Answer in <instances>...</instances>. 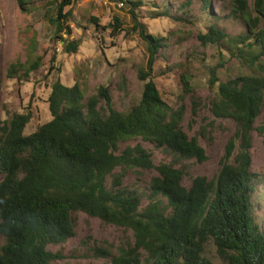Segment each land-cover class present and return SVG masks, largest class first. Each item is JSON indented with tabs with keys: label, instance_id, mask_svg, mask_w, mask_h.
<instances>
[{
	"label": "trees",
	"instance_id": "1",
	"mask_svg": "<svg viewBox=\"0 0 264 264\" xmlns=\"http://www.w3.org/2000/svg\"><path fill=\"white\" fill-rule=\"evenodd\" d=\"M17 1L26 11L25 1ZM73 1L46 0L50 42L62 40L68 53L77 52L80 44L63 36L72 34V10L65 9ZM120 1L149 49L146 67L137 71L143 81L139 101L123 111L115 107L108 86L100 85L87 96V85L57 79L47 98L50 120L29 134L30 110L9 113L0 122V264H55L63 259L57 248L76 236L79 213L131 232L115 251L102 244L89 247L92 256L107 259V264H264V217L258 213L264 207V170H252L251 151L254 131L264 134V116L255 126L264 108V75L221 80L219 66L210 68L209 83L215 88L210 111L214 121H234L235 131L219 170L211 178L193 175V168L208 159L200 137L210 140L211 130L206 135L202 127L204 131L191 134L183 124L184 97L177 105L162 97L153 71L170 39L152 33L140 20L136 10L143 0ZM200 1L205 10L212 2ZM162 4L155 5L163 10H155L152 18L191 23L192 0ZM230 4L228 17L242 21L244 30L231 34L219 25V16L197 39L203 46H216L223 57L226 53L264 72V0ZM91 20L100 25L98 18ZM123 25L114 16L107 27L117 34ZM48 49L43 47L33 61L11 64L8 77H28ZM182 82L183 92H194L184 77ZM156 153L163 156L157 164ZM151 169L157 174L145 180L144 171ZM132 171L136 181H125Z\"/></svg>",
	"mask_w": 264,
	"mask_h": 264
},
{
	"label": "rangeland",
	"instance_id": "2",
	"mask_svg": "<svg viewBox=\"0 0 264 264\" xmlns=\"http://www.w3.org/2000/svg\"><path fill=\"white\" fill-rule=\"evenodd\" d=\"M24 1L26 11L20 9L17 0H0V122L7 119L9 113L30 110L33 118L25 129V134H29L50 120L47 98L52 83L57 79L66 85H73L76 81L87 85V96L95 94L100 85L108 86L115 107L123 111L139 101L143 81L138 78L137 71L146 67L149 49L138 31L132 29V15L126 4L120 0H74V4L65 9L72 10L68 21L72 34L63 36L79 40L80 44L77 52L68 53L62 40L55 45L50 42L53 31L45 18L48 6L46 0ZM143 1L144 5L136 10L140 20L149 26L152 33L170 39L155 62L153 78L162 97L171 105L182 102L184 97L186 113L183 124L190 129L191 134L202 130V127L206 128V135L211 130L210 140L200 137L208 159L192 170L193 175L204 174L211 178L221 166L226 145L235 131V123L229 119L214 121L210 105L215 96V88L210 87V68L219 66L217 75L221 80L240 75H264V72L258 65H244L236 57L228 58L226 53L223 57L216 46H203L197 39V33L205 31L207 25L219 16V25L231 34L244 30L242 21L228 17L231 11L230 0H212L206 10L200 0H192L194 10L191 23L163 17L152 18L151 14L157 12L155 10H163L156 9L155 5L163 2L164 6L168 0ZM179 1L182 0H171L172 4ZM252 1L249 0V3L252 4ZM114 16L119 17L124 24V30L117 34L107 27L113 22ZM91 17L98 18L100 25L97 26ZM45 46L49 49L41 59L40 66L33 69L28 77L21 80L8 77L7 71L11 64L35 60ZM54 54L56 59L52 61ZM260 64L264 67V58ZM183 77L194 88L193 93L183 92ZM194 102L197 103L195 116L192 115ZM263 116L264 108L255 126L260 124ZM129 141L135 143L137 140ZM127 142H122L121 147ZM145 146L151 148L149 143H145ZM251 151L252 170L262 172L264 134L254 131ZM237 152L238 147L234 153ZM154 159L157 164L163 156L156 153ZM155 174V169L146 170L143 178L149 180ZM137 178V174L132 171L127 173L125 181L134 182ZM185 183L189 184L190 180L186 179ZM258 213L264 217V207L258 209ZM131 236V232L123 227L79 213L76 236L57 248L65 257L55 264H107V259L92 256L89 247L102 244L113 247L115 251L121 242ZM210 250L212 254L215 253L213 248Z\"/></svg>",
	"mask_w": 264,
	"mask_h": 264
}]
</instances>
